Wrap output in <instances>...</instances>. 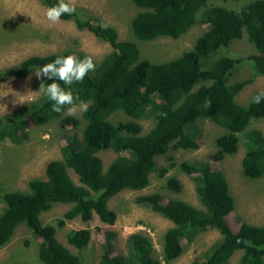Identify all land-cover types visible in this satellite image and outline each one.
I'll return each instance as SVG.
<instances>
[{
	"label": "trees",
	"instance_id": "obj_1",
	"mask_svg": "<svg viewBox=\"0 0 264 264\" xmlns=\"http://www.w3.org/2000/svg\"><path fill=\"white\" fill-rule=\"evenodd\" d=\"M39 1L47 7L57 3V0ZM132 2L138 10L130 26L137 39L177 38L196 21L206 25V29L179 56L153 61L142 58L133 41L119 40L113 26L101 28V21L82 18L77 11L61 16L60 19L73 20L78 29H86L107 41L111 50L94 62L95 71L89 72L83 81L71 86L57 81L88 103V111L81 113V118L64 116V111L53 112L51 102L43 95L0 116V140L14 143L27 139L31 126L55 118L64 125L78 126L82 120L85 122L80 138L66 136L60 147L61 158L46 164L45 177L30 179L26 191L0 192L4 202L0 212V247L24 223L41 237L37 256L42 264H86L57 240V228L76 217L87 221L93 213L102 222L112 224L116 213L108 207V199L122 189L144 188L153 171L164 175L167 167H158L155 159L168 147L196 148L197 119H207L223 129L215 138L217 150L213 158L234 153L243 144L246 150L241 160L242 174L248 178L264 174V135L250 127L252 120L264 117V100L258 105L252 103V97L259 91L247 105L235 100V94L252 79L229 84L243 58L224 53L230 42L245 37L252 53L244 60L250 59L254 73L264 75V0H249L236 7L209 5L208 0ZM69 54L81 59L87 56L71 50L33 55L1 69L0 80L23 76L57 56ZM50 82L44 78L45 84ZM117 111L126 119L112 122L109 116ZM141 119H154L153 126L143 133ZM100 149L116 152L106 169L97 155ZM178 167L194 179L202 207L179 198L164 201L158 192L140 195L137 202L150 206L172 223L163 234L161 254H154L150 237L137 231L126 237L125 252L114 253L106 243L99 264H171L184 251V242L190 243L209 229H216L219 237L201 258L189 264H226L236 251H241L236 264H264V223L242 221L233 230L225 219L233 211L234 201L223 172L212 169L207 160H185ZM68 169L77 175L79 183L72 180ZM165 186L176 192L182 188L175 176L167 177ZM56 202L69 203L70 207L56 224H44L40 214ZM64 238L81 250L89 241L90 231L72 228Z\"/></svg>",
	"mask_w": 264,
	"mask_h": 264
},
{
	"label": "rangeland",
	"instance_id": "obj_2",
	"mask_svg": "<svg viewBox=\"0 0 264 264\" xmlns=\"http://www.w3.org/2000/svg\"><path fill=\"white\" fill-rule=\"evenodd\" d=\"M247 1L249 0H208V4L236 7ZM71 2L79 16L93 17L113 26L119 40L133 41L139 48L140 56L153 61H164L179 56L190 48L195 38L206 29V25L196 21L180 37L164 36L140 40L134 37L131 31V19L138 10L132 0H71ZM46 8L47 6L39 0H0V70L16 65L33 55L42 56L64 50L83 52L96 63L111 50L107 41L97 38L86 29H78L73 20L60 19L58 23L51 24L44 15ZM224 53L243 58L241 64L236 65L228 83L252 79L234 96L238 103L247 105L255 92L264 91V75L254 73L250 59L244 60L252 53V47L245 37H242L230 42ZM34 70L20 77L0 80V116L30 102L27 100V93L37 91L40 83H44V77L37 79ZM16 99L24 100L26 103L14 104ZM80 114L81 112L77 111L71 115L81 118ZM62 115H68L66 109ZM109 119L117 122L126 119V116L117 111L110 115ZM139 123L143 133L153 126L154 119H141ZM84 124L82 120L78 126L64 125L59 118H55L50 122L31 126L27 139L20 143L8 139L0 140V192L26 191L30 179L45 177L46 164L52 159L61 158L60 147L66 136L72 134L80 138ZM196 126L198 130L196 148L175 149L170 146L164 154L156 157L158 167H167L164 175L159 176L153 171L144 188L122 189L108 199V207L116 213L112 224L102 222L95 213L87 221H82L78 217L69 219L62 227L57 228V240L72 253L78 254L84 263L99 264L106 243L114 253L125 252L126 237L130 233L141 231L150 237L154 254L160 255L163 234L172 223L150 206L137 202V198L140 195L158 192L164 201L179 198L196 207H202L195 192L194 179L178 167L179 163L185 160H207L212 169L223 172L234 201L233 211L227 214L225 219L233 230H236L242 221L263 224L264 174L258 178H248L242 174L241 160L246 150L243 144H240L234 153H225L220 159L213 158L217 150L215 138L223 129L207 119H197ZM250 127L259 129L264 135V117L252 120ZM97 155L102 160L103 169H106L115 158L116 152L111 149H100ZM68 171L72 180L79 183L77 175L71 169ZM169 176H175L180 180L182 184L180 191H172L165 186L166 178ZM3 206L4 202L0 198V212ZM69 207V203L56 202L40 214V219L44 224H56L57 219L62 218ZM72 228H87L90 231L89 241L81 250L68 244L64 238V234ZM218 237L216 229L199 233L190 243H183L184 251L171 264H189L192 260L201 258ZM40 241L41 237L34 235L26 224H19L12 237L0 247V264H42L37 256ZM240 254L241 251H236L226 264H236Z\"/></svg>",
	"mask_w": 264,
	"mask_h": 264
},
{
	"label": "clouds",
	"instance_id": "obj_3",
	"mask_svg": "<svg viewBox=\"0 0 264 264\" xmlns=\"http://www.w3.org/2000/svg\"><path fill=\"white\" fill-rule=\"evenodd\" d=\"M76 11L71 0H57L53 6L45 9L44 15L47 21L51 24H56L60 21L63 15H72ZM101 28H106L107 24L101 23ZM96 65L90 56L78 58L72 54L67 56H57L52 62L46 63L34 70L37 79L41 77L47 78L50 83L41 82L37 91H29L27 100L34 101L43 95L51 102V110L56 113H61L67 110L68 114H75L77 111L84 113L88 111V103L80 100L79 97L73 95L71 90H67L61 86H71L76 82L83 81L84 77L89 72H94ZM59 81V82H57ZM264 100V91L258 92L252 97V103L260 104ZM79 101V103H77ZM15 103H26L24 100L14 101Z\"/></svg>",
	"mask_w": 264,
	"mask_h": 264
},
{
	"label": "bare ground",
	"instance_id": "obj_4",
	"mask_svg": "<svg viewBox=\"0 0 264 264\" xmlns=\"http://www.w3.org/2000/svg\"><path fill=\"white\" fill-rule=\"evenodd\" d=\"M19 24V23H18ZM22 26V25H21ZM43 221V220H42Z\"/></svg>",
	"mask_w": 264,
	"mask_h": 264
}]
</instances>
